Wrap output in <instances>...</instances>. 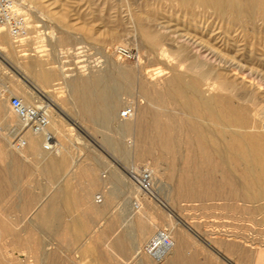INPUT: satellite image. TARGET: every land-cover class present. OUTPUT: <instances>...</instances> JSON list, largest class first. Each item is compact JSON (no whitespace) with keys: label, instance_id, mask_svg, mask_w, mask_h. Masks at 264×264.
<instances>
[{"label":"bare ground","instance_id":"obj_1","mask_svg":"<svg viewBox=\"0 0 264 264\" xmlns=\"http://www.w3.org/2000/svg\"><path fill=\"white\" fill-rule=\"evenodd\" d=\"M25 1L18 0L21 5L25 4ZM126 1L128 8L131 9L129 10L130 24L132 21L133 25H136V23L143 25L144 22L156 23L158 21L155 17L151 16L148 4L140 5L138 4L139 0ZM162 1L170 3L169 8L172 7L178 11L185 12V20L187 19L185 22L190 24L185 28L184 35L178 34V36L171 40L174 42L173 44H177L176 47H172L173 52L171 53L178 61L177 67L175 66L171 69L173 73V75L171 74L172 78L164 86H159L155 83H143L140 88L142 94L147 99V104L139 106V110H137V114L133 120L121 122L125 132L133 131L131 130L133 127L135 129V141L138 143L139 152L137 156L135 154L134 163L148 162L149 158L152 157L151 155H160L161 158L168 157L174 163L178 161L181 175L176 185V200L181 202L201 203V205H206L209 202H224L227 206L231 203H239V201L246 203L263 201L264 131L261 132L259 131V127L257 128L260 124V110L263 107V101H261L256 90L254 92L253 89L252 91H249L250 89L247 91L246 89L248 88L240 89L236 79L237 76L234 78L232 74L237 73L239 75V65L235 63L238 61V51L235 48H238L239 36H234V34L239 31V28H254L258 22L264 24V0H258L253 5L246 4L244 0ZM100 5L105 6L106 4ZM132 8L142 16L146 14L145 21L143 19L136 20L137 17H134ZM31 12V9H28L27 13L30 14ZM53 13L55 12H51V14ZM58 15L61 23H64L66 18H68L66 17V12H58ZM28 23L30 31L28 36L21 42L22 44L25 41H36V39H44L50 42H54L56 39H47L45 36L48 33L38 30L43 29L44 25L37 24L38 22L34 20ZM167 23L169 22L167 21ZM143 28L145 29V27ZM218 29H221L222 33L216 35L215 32ZM167 31L169 32V29ZM178 31L180 30L178 29ZM170 37L171 35H167V33L162 34L159 32L151 34V41H149L152 43V55L155 53L162 61L170 59L171 53L165 43L169 41ZM57 41L61 43V40ZM22 44L17 45L7 31H0V60L6 63L9 57L14 58L17 54L16 50ZM170 44L173 46L172 43ZM167 45L169 44L167 43ZM222 47L224 48L222 49ZM80 49L82 48H78L76 51ZM233 49L235 50L234 52L232 51ZM230 53H234L235 55H231ZM20 58L21 56H18L14 62L23 71V75H20L21 79L19 83L12 85L14 86V93L18 92L22 94L21 99L27 105H34L38 99H41L51 106L53 111L51 131L59 138L60 149L56 153H45L43 149L41 152L42 138L28 134V148L22 152H16L17 154L15 155L19 159L15 161L18 168L16 171L18 170L20 173L25 167L21 166L20 161L24 160L28 162L29 157L35 155L40 158L39 160L43 163L44 169L53 177L54 175L65 173L72 168L69 167V161L65 155L68 153L67 145L71 142V135L64 129V125H68L67 120L69 119V115L61 108V101L56 96V91L68 87L70 90V100L76 105L79 116L89 122L92 127L98 119H110L113 116L118 109L119 98L111 92V85H109L110 87L108 86L106 79V81L97 80L96 82H89L87 79V82L85 80L81 82L73 80L71 83H68L67 79L72 76L66 73L68 70L62 65L63 62H57L58 66H55V68H45L41 59L37 58L28 65H23L20 62ZM252 58H255V56ZM119 80H122V77ZM94 82L95 85L93 84ZM124 84L125 88H128L127 90L130 91V87L133 84L132 77H127ZM8 93L13 95V92L7 91L5 86L0 84V125L6 129L19 126V121L10 112L9 105L7 109V104L11 99V95L9 97ZM239 101L244 102L239 104ZM245 104H250V106ZM73 125L77 126L78 124L74 123ZM8 143L11 146L9 136L0 134V154H4L7 151ZM8 153L12 155L11 152L8 151ZM183 155L186 156L184 157ZM174 166H176V163ZM72 169L74 172L72 175H69L71 179L66 183L72 185L74 179H81L82 176L88 177L89 183L85 184V187H82L81 194L79 193V201L74 199L75 195L72 196L73 194L67 192L68 188L66 190L63 189V192H67L68 194L65 196L64 201H60L61 206L66 211H71L72 208L79 206L91 214L96 213L99 222L105 221L107 223V227L105 226L107 232L95 228L98 230L95 237L96 243L102 241L107 247L108 253L120 260L121 264H124L130 256L128 254L129 250H127V240L122 233L116 234V221L115 219H111V201L116 197L115 190L109 188L101 193L105 199L104 203L101 206L95 207L93 206L94 202L92 203L89 199L93 192L102 187V183L100 184L93 177L95 175H93L92 169L89 166L79 167L75 164ZM160 172L162 171H157L156 168L153 171L156 176L157 174H161ZM103 188H106L105 184ZM157 196L156 200H147L143 203L142 209L138 212L133 213L130 208L126 210L127 214L125 217L130 222L139 225L138 237H136L130 249L135 252L137 257H140L137 259L140 264H213L214 262L211 263L199 259L197 251L190 252V254L187 252L189 245H187L186 240L188 239H186L185 234L190 233L201 240L199 234L187 222L182 221L179 216L173 215L174 212H171L167 203L162 200V189L158 190ZM30 199L32 200V198ZM47 206L50 207L48 202L41 203L38 209H35L36 212L34 211L37 218L36 222H40L45 226L55 224V221H58L53 208L48 210ZM159 206L164 207L166 212H157L156 207ZM24 208V211L26 209L29 211L28 206ZM170 218L174 220H169ZM155 220L169 222L170 231L164 230L166 227H163V231L158 230L159 232L156 231L157 233L149 237L157 226ZM171 221H175V224L171 225ZM0 225V260L8 258V255L12 252L19 251L22 257L25 258L24 262L26 264H33L31 258L28 256L33 253L28 243L22 245L19 243V235L12 234L7 221L0 220ZM178 225L185 232L180 227L178 229ZM88 226L78 221H72L66 228L64 227L67 234L61 238L64 237L66 239L69 250L71 246L75 245V242H79L84 237L85 232L89 230ZM165 232L172 239L173 247L166 257L161 262H158L148 254L147 246L158 234ZM145 240H147V243L143 244ZM204 244L208 245L209 248L210 245L208 243ZM90 246L84 245L81 250L83 255L94 254L95 248H98V245H95L94 248ZM10 248L12 251L8 250ZM228 249L231 252L233 246H229ZM36 253L37 251H35V255ZM217 254L220 253L217 252ZM243 258L247 260L249 256L245 255ZM4 260L7 261L8 259ZM36 260L34 261L36 262ZM99 260L102 261L101 259ZM255 261L258 264H264V254H256Z\"/></svg>","mask_w":264,"mask_h":264},{"label":"rangeland","instance_id":"obj_2","mask_svg":"<svg viewBox=\"0 0 264 264\" xmlns=\"http://www.w3.org/2000/svg\"><path fill=\"white\" fill-rule=\"evenodd\" d=\"M257 1L244 0L249 5L256 4ZM162 2V0H139L138 4H148L150 6L151 16L159 21L156 23L144 22L143 25L137 23L133 25V21L130 24L129 10L131 9L128 8L126 0H26L23 5L18 2L26 12V17L29 21L34 20L38 22L37 24L45 26L43 29H38L48 33L45 38L56 39L54 42L44 39L25 41L18 49L19 54L18 50H16L15 59L9 57L6 63L0 60V84L4 85L7 91L13 92V95L8 93L9 97L11 95V98H21L22 94L18 92L14 93V86H12L14 83H19L21 79L20 75H23V71L14 62L18 56H21L20 62L23 65H28L37 58L43 61L45 68H55V66H58L57 62H63L62 65L68 70L66 73L72 76L67 79L68 83H71L73 80L79 82L84 80L86 82L87 80L89 82L107 80L108 86L111 85V87L109 86L111 92L119 98L118 109L110 119H98L93 124V127L83 117L79 116L76 105L70 100V90L68 87L56 91V96L61 101L63 111L69 115V119L67 120L68 125H64L65 131L71 135V142L67 145L68 153L65 154L69 161V167L74 168L75 164L79 167L89 166L92 172L104 182L106 188L101 187L99 191L96 190L97 192L95 191L92 197L95 205L101 206L95 202V197L98 194L103 193L109 188L115 190L116 197L111 201V219H115L116 221H114L116 223V234L122 233L127 240V250H129L128 254L130 256L124 264H140L139 260H137L140 257H137L135 252L130 249V246L135 242L136 237H138L139 225L130 222L125 217L127 214L126 210L129 208L126 199L131 194H134L133 188L130 187L129 189L126 186V172L134 167L143 166H149L152 171L155 168L157 171H162L160 172L162 175H155L157 186L159 189H162V200L167 203L169 210L171 209L170 211L175 213L173 215L179 216L182 221L187 222L199 234L201 240L186 232L185 237L188 240H185L187 245H189V249L187 250L189 254L190 252L197 251L199 259L211 263L214 262L213 264H258L255 261V255L259 253L264 254V200L252 203L239 201V203H231L227 206L224 202H209L206 205L181 202L176 200V185L181 175L178 161L175 162L176 166H174L175 163L168 157L161 158L160 155H151L152 157L149 158L148 162L134 163L135 157L139 152L138 143L135 141V129L133 127L131 129L133 131L131 132L123 130L121 125L123 120L119 118L120 113L127 106H134L137 114L139 106L147 104V99L142 94L140 88L143 83H155L159 86H164L172 78L173 73L171 69L175 66L177 67L178 61L171 53L173 52L172 47H176L177 44H173L174 42L171 40L178 36V34L184 35L185 28L190 24L185 22L187 21V19L185 20V12L178 11L176 8H169L170 3L166 1L162 5ZM104 3L107 6L100 5ZM125 7L127 8L125 9ZM134 8H132V12L134 17H137L136 20L143 19L145 21L147 15L144 14L142 16L136 13ZM28 9L32 11L30 14L27 13ZM51 12L55 13L51 14ZM58 12H66V17L68 18H66L64 23L60 22ZM159 13L162 15L160 16ZM262 24V22H258V26L256 25L254 28H239V31L234 34V36H239L238 48H235L238 51V61L235 63L239 65V75L237 73L232 74L234 78L237 76L236 79L240 89L248 88L246 89L247 91L249 89V91H252L253 89L254 92L256 90L261 101H263V107L260 110V124L257 126L261 132L264 131V24ZM166 29H169V32ZM159 32L162 34L167 33V35H171L172 37H170L169 41L165 42L166 47L170 50L171 57L164 61L160 60L155 53L153 55L151 53L153 50L150 35ZM221 33V29L215 32L216 35ZM42 37L44 36L42 35ZM56 40H61V43L56 42ZM119 47H124L131 51L133 58L128 60L120 59L116 55V49ZM78 48H82L83 50H80L84 52L76 51ZM235 50L233 49L232 51L234 52ZM230 54L235 55L234 53ZM254 56L255 58H252ZM121 77L122 80H119ZM127 77H132L133 79L130 91L127 90L128 88H125L124 84ZM95 82L93 83L94 85ZM24 97L27 98L26 95ZM27 101L29 102L28 99ZM243 102L239 101V104ZM8 105L9 102L7 109ZM245 105L250 106V104ZM134 117L130 120H133ZM74 123L78 125L74 126ZM57 139L59 140V138ZM40 149L42 152V143ZM6 150L4 154H0V171L4 172L5 177L13 162L5 158L10 155L8 151L14 156L17 154L12 150L10 143H8ZM183 156L185 157L186 155ZM37 157L35 155L30 156L28 162L24 160L20 161L22 167H29L19 177L21 181L19 186L17 185L19 190L10 192L8 195L5 193L3 199L0 200V220L7 221V225L13 235H19V243L21 245L28 243L33 252L28 256L31 258L33 264H121L120 260L108 253L107 247L102 241L96 243L95 237L98 232L96 229L107 232V223L105 221L99 222L100 225L97 227L89 228L85 232L84 237L79 242H75V245L71 246L70 250L64 238L67 234L64 227L66 228L68 224V216L57 215L58 223L55 221L56 225L45 226L40 222H36L35 209H38L41 203H49L50 195L59 191L68 179L65 178L67 174L65 172L54 175L55 177H52V182L49 183L47 177L44 176L43 169L45 167ZM40 166L41 168H39ZM72 168H70L68 173H73ZM0 197L2 198V193ZM26 197H29V199L27 198L26 200ZM30 198L34 199L33 202ZM19 201L21 203L25 201V206H28L29 210L32 208L29 215H23L22 213H18L17 210L12 209V205H16ZM156 208L157 212H166L164 207L159 206ZM57 210L59 213L60 207ZM169 220L172 219L170 218ZM155 222L157 226L149 237L159 232L158 230L163 231V227H166L164 230L167 231L170 229L169 222L159 220H155ZM172 224L174 225L175 221ZM177 227L179 229L180 226L178 225ZM180 228L185 232L182 227ZM62 236L64 237L61 238ZM147 240L143 244L147 243ZM203 241L211 247L209 246L208 248V245L204 244ZM84 245H91V248L98 245V248H95L94 254L83 255L81 250ZM229 246H233L231 252L228 249ZM8 250L12 251L11 248ZM35 251H37L36 255ZM217 252L220 254H217ZM75 253L77 254L75 255ZM245 255H248L249 259L245 260L243 258ZM4 259L8 260L5 261ZM4 259L0 260V264H26L24 262L25 258L22 257L19 251L10 253L8 258ZM35 259H37L36 262L34 261Z\"/></svg>","mask_w":264,"mask_h":264},{"label":"built area","instance_id":"obj_3","mask_svg":"<svg viewBox=\"0 0 264 264\" xmlns=\"http://www.w3.org/2000/svg\"><path fill=\"white\" fill-rule=\"evenodd\" d=\"M7 31L17 45L29 34V23L26 12L17 0H0V31ZM83 50V49H81ZM80 52H84L81 51ZM83 54V53H82ZM116 55L122 60L132 59V52L127 48L119 47ZM10 112L18 119L19 126L6 129L0 125V134H6L11 139V148L14 152H22L29 146L28 134L42 138V149L45 153H56L60 149L57 136L51 131L53 111L51 106L39 99L34 105H27L20 97H12L9 101ZM136 114L134 106H127L120 113V120L128 121ZM126 186L133 188V193L128 196L127 206L132 212L142 209L147 200H156V177L149 166L134 167L126 172ZM103 194L95 197L98 205L104 203ZM172 239L165 233L158 234L147 246L148 254L155 261L161 262L169 253Z\"/></svg>","mask_w":264,"mask_h":264},{"label":"crops","instance_id":"obj_4","mask_svg":"<svg viewBox=\"0 0 264 264\" xmlns=\"http://www.w3.org/2000/svg\"><path fill=\"white\" fill-rule=\"evenodd\" d=\"M5 158H8V159L12 160L13 162L11 163L10 168L8 169L9 172L6 175V177H5L4 172L3 171L2 172L0 171V192L2 193V198L1 199H3V196L5 195V193H6V195H8V193H10V192H16L17 190H19L18 186L21 183V181L19 180V177H20L21 174L24 173L23 171L25 170V168H24L22 171H20V173H19L18 170H17L18 172L16 171V169H18V168H17V164H16L15 161L19 160L16 156H14V155H8ZM34 159H36V158H34ZM37 159H40V158L37 157ZM11 167H12L13 170L11 169ZM66 173H67L66 174V177L68 178L67 179V181H68V180L71 179L70 178L71 176H69V175H72L73 173L72 172L71 173H68V171H66ZM93 175H95V174L93 173ZM44 176L47 177L48 182L50 181L49 183L52 182V176L48 174V171L46 169H44ZM93 177L96 178V180L99 181L100 184L102 183V185L104 186V182L101 181V179L97 175H95ZM82 179H85V180H82ZM80 182H81V184H80ZM88 183H89V178L88 177L86 178V177L82 176L81 179H74L73 182H72V185L69 184V183H66V185L64 184L59 191L54 192L53 194L50 195V198H49V205H50V207L47 206L48 208L47 207L46 208L48 210L53 208V211H54V214L56 215V217L59 214H60V216H62V215L68 216L69 217L68 224L71 223L72 221H75V222L78 221L79 223L80 222L81 223H84L87 226L89 225L88 227L90 229H92L93 227H97L99 225V219L97 218V214L96 213H92L91 214L89 211L87 212V210H85V209H83V208H81L79 206H77L75 208H72L71 211H66V209H64L61 206L62 200L64 201V198H65V196L68 193L73 194L72 196L75 195L74 196V199L77 200V201H79V199H78L80 197L79 193L81 194L82 187H85V184L87 185ZM69 188H70V190H69ZM72 188H74V189H72ZM63 189H65V190L67 189V192L68 193L67 192L64 193L63 192L64 191ZM97 191H99V190H97ZM94 193L95 192H93L91 194V197L89 199L90 201H92V197H93ZM27 198L29 199V197H26L25 199L27 200ZM92 203H93V201H92ZM58 206L62 207V208H60L59 213L57 212L58 211L57 209H59ZM93 206L96 207L97 205H95L93 203ZM24 207H25V201H22V203L19 201L16 205L15 204L12 205V209L17 210L18 213H22L23 215H29L31 213V210L28 211V209H26V211H24V209H25Z\"/></svg>","mask_w":264,"mask_h":264}]
</instances>
